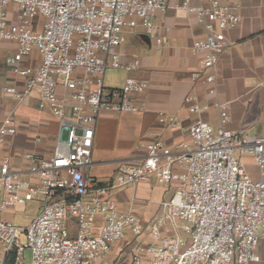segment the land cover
Here are the masks:
<instances>
[{
  "label": "built area",
  "instance_id": "2783aa9c",
  "mask_svg": "<svg viewBox=\"0 0 264 264\" xmlns=\"http://www.w3.org/2000/svg\"><path fill=\"white\" fill-rule=\"evenodd\" d=\"M171 1L0 0V49L4 42L15 44L3 64L23 82L2 84L1 91L17 101L37 92L38 108L48 110L59 126L50 157L26 156L33 180L12 169L9 158L0 160L5 193L0 199V264H24L26 248L31 252L29 264H105L112 244L124 239L128 230L135 238L143 233L149 237L146 244L139 242L130 250L129 264L259 261L255 248L258 235L264 237V180H252L237 154L251 155L262 173L264 138L228 130L230 104L216 101L212 109L219 127L194 121L176 150L162 142L142 143V159L120 163L107 184L95 183L85 174L92 165L100 115L139 111L132 98L148 87L127 77L120 88H108L105 72L121 67L117 49L126 41V30L141 28L157 47L169 46L151 19ZM174 7L204 30L192 44V52L202 58L190 81L215 92L218 57L227 46L224 32L241 22L240 4L180 0ZM32 54L37 57L27 63L25 58ZM139 63L133 57L125 69L131 71ZM184 103L190 114L205 109L194 95L186 96ZM157 123L172 128L174 118L159 113ZM15 132L14 120L7 116L0 122V145ZM151 177L173 194L144 226L134 214L121 211L110 195ZM37 194L44 197L43 208L29 225L16 226L3 218L5 211L25 206ZM20 235L25 245L20 244ZM10 253L12 261L7 258Z\"/></svg>",
  "mask_w": 264,
  "mask_h": 264
},
{
  "label": "crops",
  "instance_id": "0c3cea01",
  "mask_svg": "<svg viewBox=\"0 0 264 264\" xmlns=\"http://www.w3.org/2000/svg\"><path fill=\"white\" fill-rule=\"evenodd\" d=\"M237 1L241 22L224 32L227 46L218 57L215 92H211L209 85L190 81V74L199 68L202 58L192 52V44L203 37L204 30L192 16L174 7L180 0H172L164 12H158L151 19L169 46L157 47L141 28L126 30V41L117 49L121 67L111 69L116 81L106 87L120 88L127 77L144 81L148 87L143 94L132 98L139 111L103 113L98 118L92 165L85 169L91 181L107 184L113 180L120 163L140 161L145 154L140 147L142 143L162 142L176 150L186 139V130L196 120L219 127V119L212 109L216 101L230 104L227 129L233 134L264 138V0ZM9 9L13 14L15 7ZM165 26L169 28L167 32L163 29ZM14 50L15 44L9 42L2 43L0 49V122L11 115L16 127L15 134L5 137L0 145V160L9 158L10 167L31 181L26 156L50 157L59 126L48 110L38 108L37 92L21 101L2 93V84L19 86L23 83L3 64L4 56ZM36 57L37 54H32L25 61L30 63ZM133 57L139 59V66L127 71L125 65ZM188 95H194L196 102L205 108L201 113L187 111L184 99ZM159 113L174 118V126L158 124ZM237 157L252 180H264V171L259 172L251 155L238 153ZM172 194L173 190L164 192L151 177L146 182L114 190L110 199L121 211L134 214L146 226L162 212V202L168 201ZM4 195L3 191L0 199ZM12 214L13 210H7L3 218L12 221ZM95 223L99 224L98 217ZM148 241L145 233L135 238L128 230L124 239L112 244L105 264H129L130 250L139 242ZM255 253L260 259L250 264H264V237L260 235Z\"/></svg>",
  "mask_w": 264,
  "mask_h": 264
},
{
  "label": "rangeland",
  "instance_id": "374dc122",
  "mask_svg": "<svg viewBox=\"0 0 264 264\" xmlns=\"http://www.w3.org/2000/svg\"><path fill=\"white\" fill-rule=\"evenodd\" d=\"M104 81H105V86H108L109 83L115 82L116 81V76L114 75L113 71L107 70L105 72L104 76ZM65 137V136H64ZM3 191L0 188V196H2ZM35 198L33 201L28 202L23 209H19L17 207L12 208L10 210H13L12 214V221L14 225L20 226V227H25L30 224L32 221V218H34L39 211L43 208V201L44 197L41 194H37L34 196ZM181 236L185 237L184 234L181 232ZM19 242L21 245L26 244V240L24 235H20ZM30 258H31V252L28 248L24 250V264H29L30 263Z\"/></svg>",
  "mask_w": 264,
  "mask_h": 264
},
{
  "label": "trees",
  "instance_id": "16d2710c",
  "mask_svg": "<svg viewBox=\"0 0 264 264\" xmlns=\"http://www.w3.org/2000/svg\"><path fill=\"white\" fill-rule=\"evenodd\" d=\"M9 257V259H11V261H12V258H13V253H10L8 256H7V258ZM6 264H12L11 262H7Z\"/></svg>",
  "mask_w": 264,
  "mask_h": 264
}]
</instances>
